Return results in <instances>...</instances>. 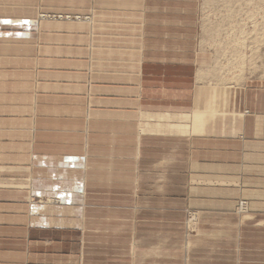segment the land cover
<instances>
[{
  "label": "crops",
  "instance_id": "1",
  "mask_svg": "<svg viewBox=\"0 0 264 264\" xmlns=\"http://www.w3.org/2000/svg\"><path fill=\"white\" fill-rule=\"evenodd\" d=\"M198 42L197 0H0V264H264V77Z\"/></svg>",
  "mask_w": 264,
  "mask_h": 264
},
{
  "label": "rangeland",
  "instance_id": "2",
  "mask_svg": "<svg viewBox=\"0 0 264 264\" xmlns=\"http://www.w3.org/2000/svg\"><path fill=\"white\" fill-rule=\"evenodd\" d=\"M197 3L198 44L210 58V65L204 70L209 83L223 90H240L246 77H264V0H197ZM56 201L59 199L50 200ZM244 205L245 202H238L239 212H244Z\"/></svg>",
  "mask_w": 264,
  "mask_h": 264
},
{
  "label": "bare ground",
  "instance_id": "3",
  "mask_svg": "<svg viewBox=\"0 0 264 264\" xmlns=\"http://www.w3.org/2000/svg\"><path fill=\"white\" fill-rule=\"evenodd\" d=\"M43 16V15H42ZM61 19V18H60ZM65 19H81V17H74V18H72V17H70V16H66L65 17ZM218 62V61H217ZM215 63V62H214Z\"/></svg>",
  "mask_w": 264,
  "mask_h": 264
}]
</instances>
